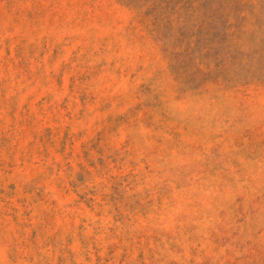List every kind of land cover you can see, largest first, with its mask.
<instances>
[{
    "label": "rangeland",
    "instance_id": "rangeland-1",
    "mask_svg": "<svg viewBox=\"0 0 264 264\" xmlns=\"http://www.w3.org/2000/svg\"><path fill=\"white\" fill-rule=\"evenodd\" d=\"M0 264H264V0H0Z\"/></svg>",
    "mask_w": 264,
    "mask_h": 264
}]
</instances>
